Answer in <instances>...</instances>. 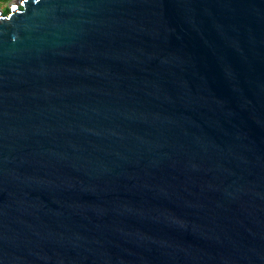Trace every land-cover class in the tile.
I'll use <instances>...</instances> for the list:
<instances>
[{
	"label": "water",
	"instance_id": "1",
	"mask_svg": "<svg viewBox=\"0 0 264 264\" xmlns=\"http://www.w3.org/2000/svg\"><path fill=\"white\" fill-rule=\"evenodd\" d=\"M0 264H264V0L0 11Z\"/></svg>",
	"mask_w": 264,
	"mask_h": 264
},
{
	"label": "rangeland",
	"instance_id": "2",
	"mask_svg": "<svg viewBox=\"0 0 264 264\" xmlns=\"http://www.w3.org/2000/svg\"><path fill=\"white\" fill-rule=\"evenodd\" d=\"M14 2V0H10L9 1V4L5 5L6 4V0H0V5L1 6H4V8H6V12L8 13L9 10H10V5H12V3ZM3 8V7H2Z\"/></svg>",
	"mask_w": 264,
	"mask_h": 264
},
{
	"label": "flooded vegetation",
	"instance_id": "3",
	"mask_svg": "<svg viewBox=\"0 0 264 264\" xmlns=\"http://www.w3.org/2000/svg\"><path fill=\"white\" fill-rule=\"evenodd\" d=\"M9 1H10V0H6V4H5V5L9 4ZM2 7H3V8H2ZM5 10H6V8H4V6H1V5H0V11H2L3 13H7Z\"/></svg>",
	"mask_w": 264,
	"mask_h": 264
}]
</instances>
